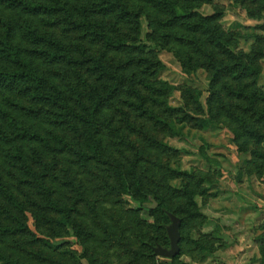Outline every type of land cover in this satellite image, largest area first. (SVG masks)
I'll return each mask as SVG.
<instances>
[{
    "label": "trees",
    "instance_id": "trees-1",
    "mask_svg": "<svg viewBox=\"0 0 264 264\" xmlns=\"http://www.w3.org/2000/svg\"><path fill=\"white\" fill-rule=\"evenodd\" d=\"M212 2L0 0V264H167L154 249L170 247V214L181 220L176 264L211 181L182 171L189 151L167 142L188 128L225 125L251 155L246 170L264 176V34L239 49L224 9L201 13ZM233 2L264 18V0ZM163 51L186 76L207 73L205 99L163 77Z\"/></svg>",
    "mask_w": 264,
    "mask_h": 264
},
{
    "label": "rangeland",
    "instance_id": "rangeland-1",
    "mask_svg": "<svg viewBox=\"0 0 264 264\" xmlns=\"http://www.w3.org/2000/svg\"><path fill=\"white\" fill-rule=\"evenodd\" d=\"M220 8L225 10L221 20L224 29L228 32H240L245 36L239 38V49L249 50L253 42L251 34H264V30L257 28L264 23V18L251 19L247 11L233 0H213L212 3L203 5L200 11L204 15H211ZM160 56L168 67L163 75L165 79L176 84L185 81L194 83L203 91L205 99L209 85L205 71L199 70L191 76H186L171 53L163 51ZM262 65L260 83L264 86V59ZM181 101V94L176 91L171 102L178 106ZM167 142L189 151L182 155V171L195 169L211 174V181L205 183L208 188L207 195L198 198L205 219L191 222L185 228L188 240L184 242L185 252L176 264H260V245L263 243L260 236L264 233V176L260 177L257 173L246 170V163L251 159V155L240 153L229 128L214 122L210 123L208 130L188 128L185 130V136L168 137ZM201 147L206 150L207 156L218 164L203 158ZM209 166L214 168L208 171ZM125 204L132 208L139 207L138 203L129 199ZM148 205L152 208L153 203ZM149 210L144 209L142 216L153 221L148 215ZM70 240L74 241L75 248L81 250L74 239ZM194 241L203 244L208 242V249L200 251ZM157 258L156 260H165L167 264L171 263L170 259L159 256ZM82 264L88 262L83 260ZM106 264L123 263L113 256Z\"/></svg>",
    "mask_w": 264,
    "mask_h": 264
},
{
    "label": "water",
    "instance_id": "water-1",
    "mask_svg": "<svg viewBox=\"0 0 264 264\" xmlns=\"http://www.w3.org/2000/svg\"><path fill=\"white\" fill-rule=\"evenodd\" d=\"M157 206H158L157 202L155 200H153L152 208H156ZM170 217H171V223L167 226V233H168V237L170 239V247L164 248L162 246H156L154 249L156 256L166 258V259H173L181 251V247H180L181 220L173 214H170Z\"/></svg>",
    "mask_w": 264,
    "mask_h": 264
}]
</instances>
